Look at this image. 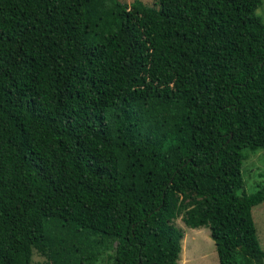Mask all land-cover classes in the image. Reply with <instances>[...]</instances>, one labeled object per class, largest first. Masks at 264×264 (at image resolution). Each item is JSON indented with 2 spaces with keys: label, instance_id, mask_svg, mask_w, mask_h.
I'll return each mask as SVG.
<instances>
[{
  "label": "trees",
  "instance_id": "1",
  "mask_svg": "<svg viewBox=\"0 0 264 264\" xmlns=\"http://www.w3.org/2000/svg\"><path fill=\"white\" fill-rule=\"evenodd\" d=\"M155 4L0 0V264H30L47 221L112 264H176L179 215L218 264L263 263L264 184L240 173L264 147L260 0Z\"/></svg>",
  "mask_w": 264,
  "mask_h": 264
},
{
  "label": "rangeland",
  "instance_id": "2",
  "mask_svg": "<svg viewBox=\"0 0 264 264\" xmlns=\"http://www.w3.org/2000/svg\"><path fill=\"white\" fill-rule=\"evenodd\" d=\"M129 4L133 0H119ZM148 6H155V0H140ZM254 14L264 23V0L254 10ZM246 154L240 173L243 180L242 190L251 193L264 184V147L253 152L242 150ZM241 193V190L236 192ZM256 237L264 251V200L254 205L251 210ZM179 215L174 219L183 234L180 239V251L176 264H218L215 249L206 227L189 228ZM50 244L42 251L32 249L30 264H74L79 258L89 256L83 264H112L108 249L113 242L100 240L91 234L76 232L61 224L47 221ZM237 259L236 264H241ZM247 264H255L253 261ZM264 264V259L263 263Z\"/></svg>",
  "mask_w": 264,
  "mask_h": 264
}]
</instances>
